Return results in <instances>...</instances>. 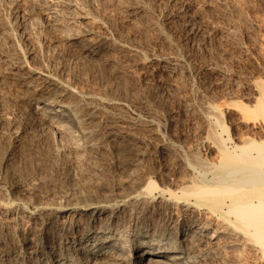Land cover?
<instances>
[{"label": "bare ground", "instance_id": "obj_1", "mask_svg": "<svg viewBox=\"0 0 264 264\" xmlns=\"http://www.w3.org/2000/svg\"><path fill=\"white\" fill-rule=\"evenodd\" d=\"M18 1L19 0H0V2L7 7V9L8 8L10 9L13 4H17ZM28 1L36 2L40 6V9H39L40 10L39 11L40 12L39 13L40 18L42 19V21L47 26L51 25V24L52 25L54 24L57 26L59 24L57 18H59V21L61 20L62 23L65 24L64 28H62L64 30V33H65V29H66V31L71 30L73 28H76L77 25H79L81 27L82 21L81 22H75V20H74L75 19L74 14L78 13L77 10L74 9L75 8L74 7V5H75L74 0H28ZM157 2L158 1H156V3ZM23 4L25 5V3H23ZM81 4H83V3H81ZM125 4L128 5L129 3H125ZM197 4H198V2H197ZM77 5H75V6H77ZM158 5H159V3H158ZM171 5H173V4H171ZM214 5H216V4L214 3ZM82 6L83 5H81V9L87 8L86 6H85L86 8H82ZM173 6H175V5H173ZM141 7H142V5H141ZM26 8H24V9H26ZM90 8H92V7H90ZM125 8L123 5V8L121 10H123ZM146 8L142 7L141 9H139V8H133L132 7L131 14H133L138 19H140V23L144 24L145 26H148V27H155L156 26L157 27V25H155L151 21L152 17L150 15H147V13L150 14V12H149L150 10L147 11ZM3 9H5V7H3ZM14 9H16V7ZM35 9L36 8H34L33 10H35ZM37 9H38V6H37ZM77 9H78V7H77ZM88 9L89 8H87V10ZM94 9H96V8L94 7ZM108 9H110V8H108ZM164 9H162V10H164ZM205 9H203V10H205ZM23 10H21V11L23 12ZM74 10L76 13L73 12ZM160 10H158V11L162 12ZM102 11H104V10H102ZM1 12H3V11L1 10ZM28 13H29V10H28ZM170 13H171V11H170ZM186 13H188V11ZM202 13H203V11H202ZM20 14H17V15H20ZM25 14H27V13H25ZM36 14H38V13H36ZM80 14L82 15V13H80ZM178 14L181 15L180 13H178ZM7 15H9V14H7ZM91 15H92V13H91ZM12 16L14 17V15H12ZM25 16H27V18H29V19H33V14L32 15L29 14V15H25ZM35 16L36 15H34V17ZM86 16H87V14H86ZM88 16H90V15H88ZM110 16L111 15H109V17ZM186 16L181 15V17H183V18ZM8 17H10V16H8ZM37 17H38V15H37ZM247 17H248V15H247ZM126 18L127 17H125L123 19H126ZM9 19L10 18H8V20ZM23 19H25V18H23ZM96 19H99V18H96ZM154 19H155V17H154ZM6 20H7V18H6ZM26 20H28V19H26ZM104 20H106V19H104ZM126 20H128V19H126ZM207 20H208V18H207ZM31 21H30V24H31ZM94 21H96V20H94ZM107 21H109V20H107ZM137 21H139V20H137ZM164 21H166V20H164ZM196 21L198 22V20H196ZM89 22H90V20H89ZM101 22H103V21H101ZM161 22H162V20H161ZM180 22H182V21H180ZM202 22H203V20H202ZM26 23H27V21H26ZM62 23H60L61 26H63ZM106 23L107 22H105V26L107 25ZM137 23H139V22H137ZM182 23L184 25L183 28L188 32L189 35H191L192 34L191 32H193L192 31L193 19L190 18V16L186 17V18H184ZM31 25H29V26H31ZM84 25H85V23H84ZM84 25L78 31L77 30L75 31L73 29L74 31H72V32L70 31L71 32L70 34L68 32V35L66 33V35H64V37H58V40H56V42L60 43L61 46L62 45L65 46L64 48H66L67 58H70L72 61L78 60L77 62L81 63L78 66L82 65V66L91 68V66L96 65V69L99 67V69L101 71L102 70L105 71V68L106 67L109 68V66H111V68H113L112 65L114 64V60L107 53L109 51L108 48L110 46L109 38L106 36H96L95 35L96 33L95 34L93 33V31L91 30V27L84 26ZM135 25H137V24H135ZM233 25H234V22H233ZM33 26H35V25H33ZM43 26H44V24H43ZM100 26H101V24H100ZM166 26H168V25H166ZM215 26H216V24L214 25V27ZM46 27H44V32L47 30V28H49V27H47V28ZM207 27H209V26H207ZM10 28H11V26H10ZM51 28H55V27H51ZM218 28L220 29V26ZM115 29H116V27H115ZM228 29H229V27H228ZM40 30H43V29H38V32ZM55 30H56V28H55ZM104 30H106V29H104ZM208 30H212V29L210 28ZM47 31H49V30H47ZM62 31H61V34H64V33H62ZM110 31L111 30L109 29L108 32H110ZM33 32L34 31H32V33ZM199 32H200V30H199ZM176 33H178V32H176ZM116 34H117V32H116ZM201 34H200V36H201ZM108 35H110V34H108ZM113 35H115V34H113ZM180 35H182V34H180ZM202 35H204V33ZM112 36L110 35V37H112ZM233 36H235V35H233ZM116 38H117V35H116ZM129 38H130V35H129ZM55 39H57V37ZM159 40H160V38H159ZM199 41H201V40H199ZM202 41H203V39H202ZM115 42H116V40H115ZM197 43H198V41H197ZM17 44L18 43H16L15 45H17ZM60 44H59V46H60ZM191 45H192V43H191ZM119 46H121V45H119ZM74 47H79L80 54L76 53L74 55V52H75ZM140 47H136V48L139 49ZM18 48L20 50L19 46H18ZM2 49H3V47H2ZM12 49H14V48H12ZM170 49H171V47H170ZM48 50H50V49L48 48ZM4 51H6V50H4ZM4 51L0 52V86H3V83H5V82H10V84H12V86H14V88H16V91L19 93L18 95L20 96V98L23 102L22 104H24L23 106H25L27 108V110H26L27 112H25L26 113V120L27 119L28 120L33 119L31 122L34 121L37 127H40L41 129H43L42 133L45 132L44 134L47 136V139H49L48 141H50L49 145H51V151H53L52 153L62 154V155H66L65 153H68L69 157H70V154L71 155H74V154L78 155L79 154V156L81 157L82 155H84L88 152L91 153V151L93 152L94 150H96L95 153L96 152L98 153L99 151L109 150L111 153L114 152L115 153L114 155H117L116 153H119L121 151L129 149V147L127 145H125L124 143H122V141L120 140L121 138L125 139L126 137L129 136L130 130H127V126H126L127 124L122 121L123 119L122 120L113 119L114 117L110 115L113 110H118L117 112L119 113L120 109L128 108L129 105H131L129 102V100H130L129 99V97H130L129 93L130 92L127 88H125L126 86L123 87L124 85L121 84L122 82L120 83L121 78L126 79L128 75L126 76L122 71L120 72V70L117 69L116 75H117V78L120 79V81L118 80L119 82L118 81H114V82L112 81L109 83L107 81L109 84L105 85L107 82L104 83V80H103L104 78L100 79V77H99L100 80L98 79L99 80L98 86H97V88H94V87H91V85H90V81L92 82L94 80L93 76L92 77L90 76L89 77L90 80H89L85 76L86 73H83L84 76L81 75L79 73V71L67 72L65 74H60V73L58 74L52 70L54 67L52 69H50V68H48L49 66L47 64L46 65L44 64L41 66L29 65L28 64L29 61L27 62L26 58H24V56H26L27 52H26V54H24V56L19 54V55H21V57L18 56L16 58H13V56H11L12 54H10L9 51H8V53H6L7 51L6 52H4ZM21 51L22 52H20V53H24L23 50H21ZM51 51H53V50H51ZM138 51H140V49ZM56 52H55V54H56ZM181 52H182V49H181ZM15 53H17V51ZM62 53L60 56H62ZM110 53H112V52H110ZM183 53H185V50H183ZM51 54H53V53H51ZM171 54H172V52H171ZM159 55L160 56H158V58L156 60L157 61V69L155 70V72L158 74H161V75L164 74L165 76L167 74V76L172 77V79L174 80V78L176 77V75L179 72V69H178V67H179L178 65L180 63L179 60L177 59L176 56H170V55L169 56H161V54H159ZM152 56L153 55H151V57ZM146 57H147V55L145 56V58ZM51 58L53 59V57H51ZM190 58H191V56H190ZM153 60H155V59H153ZM150 61L152 62V60H150ZM150 61H148V62H150ZM118 62H119V60H118ZM118 62H117V64H118ZM263 62H264V60H263ZM65 63H67V62H65ZM69 63L70 62H68L66 65L68 66ZM139 63H140V61H139ZM100 64H102L103 67L102 66L100 67ZM260 64L262 65V63H260ZM66 65H65V67H66L65 70L67 68L68 69L70 68V66L67 67ZM82 68L80 70H82ZM114 68H115V66H114ZM180 68H181V66H180ZM119 69H120V66H119ZM54 70H55V68H54ZM108 70H110V69H108ZM121 70H123V69L121 68ZM142 70H144V69H142ZM219 71H221V70H219ZM58 72H59V70H58ZM110 72H109V74H111ZM259 72L260 73L258 76H260V77L258 79L251 78V79H249L248 82L246 81L247 82V87H246L247 92L245 91V93H243L244 91L241 90V88H240V93H241V91H243L242 92L243 95L240 96L242 98V99L241 98L240 99L243 102L236 101L239 99L235 100L234 95H232V93L229 92V93H226L224 96L222 95L223 99L220 98V95H219V98L224 101L223 103L225 105H222V107L225 106L224 109L221 108L220 102H219L220 104L217 105L218 103L215 104L214 101L211 100L212 98L210 97L211 99L208 98L209 99L208 101L203 102L201 104L199 103L200 105L196 109L198 113L195 112V110H194L195 108L194 109L192 108V105H191V103H189L188 100L183 102L181 107H179L181 114L184 117H190V119H192L193 121H194V119L196 121H198V120L200 121L199 125L201 126V129H200L201 135L199 138V144H197V145H199V147H200V145H201V147H203L202 148L203 152H201L200 149L198 150L197 148L192 149V147H191V149H190L188 147L189 149H187V150L186 149L185 150H179L180 148L178 147V151L176 153L177 157L175 158L176 159L175 173L173 171L174 177L167 178V176H166L165 180L157 182L158 180L157 181L154 180V176L150 173L151 171H148L149 173L148 172L144 173V171H143L142 175L137 173L139 176H134L135 178L133 177V174H132V177H133L132 179H129V181L125 182V184H122L121 186L116 188L112 193H110L111 192L110 191L109 192L110 194L103 191L104 189L103 190L100 189L101 191L97 190L99 192L94 193L91 191V188H90V193H88L89 192L88 191L87 194L85 193V195H84L83 194L84 192L83 193L81 192V194H83V195H80L81 197L78 196L79 198L76 197L75 199L74 198L70 199V198H72V197H70L69 199L67 198L65 200L56 199L54 196L53 197L55 199L50 198L51 200H48V199L43 198V197L39 198L38 194L32 193L33 191L35 192V190H32V191L30 190L31 193L33 194V198L29 194L31 196V198L29 199L30 196L27 197V196L23 195L22 194L23 192L21 193L22 195L19 193V191H21V187H20L21 183L19 184L20 190H19V187H17V185L14 183L11 185L10 184L8 185V183H7V187H5L6 185L4 186L5 188L0 187V264H264V68H262L261 71H259ZM61 73H62V71H61ZM93 73H94V70H93ZM98 73H100V72H98ZM101 73H103V72H101ZM142 74H144V73H142ZM142 74H141V76H142ZM184 74H183V77L185 76ZM214 74H215V72H214ZM179 75H181V74H179ZM254 75H256V74H254ZM152 76H154V75H152ZM163 77L164 76H162V78ZM220 77H222V76H220ZM251 77H252V75H251ZM113 78H111V80ZM115 78H116V76H115ZM140 78H142V77H140ZM233 78H234V76H233ZM229 79H227V80H229ZM244 79L246 80V78H244ZM95 80H97V79H95ZM145 80H144V82H145ZM180 80L181 79H179V81ZM127 81H129V78ZM185 81H187V80H185ZM140 83H141V81H140ZM146 83H145V85L147 86ZM5 84H7V83H5ZM158 84H160V83H158ZM163 85H166V84L163 83ZM167 85H169V84H167ZM229 85H231V84L229 83ZM137 86L139 88V85H137ZM177 86L178 85L176 84V87ZM185 86H187V85H185ZM6 87H7V85H6ZM142 87H145V86L143 85ZM233 87H232V89H233ZM235 87H236V85H235ZM235 87H234V89H235ZM0 88H2V87H0ZM128 88H129V85H128ZM183 88L185 89V87H183ZM243 88H244V85H243ZM153 89H156V88H153ZM176 90H178V89H176ZM188 90L190 91V89H188ZM225 90H224V92H225ZM161 91H163V90H161ZM184 91H186V90H184ZM222 91H223V89H222ZM4 93H7V92H4ZM133 93H134V91H133ZM212 93H213V91H212ZM233 93L235 94L234 91H233ZM154 94H155V92H154ZM161 94H163V93L161 92ZM215 95H217V94H215ZM169 96H171V95H169ZM179 96H181V95H179ZM160 97H158V98H160ZM3 98H5V97H3ZM141 99H142V97H141ZM162 99H163V97H162ZM202 99H204V98H202ZM143 100H141V101H143ZM198 100H201V99H198ZM159 101L160 100L158 99V102ZM174 102L175 101H173V103ZM163 103H164V99H163ZM196 103H197V101H196ZM24 108H23V110H24ZM140 110H142V109H140ZM145 110L147 111L148 109H145ZM174 110H176V109H174ZM224 110L229 111V113L234 112V113H237L238 115H240V117H239L240 119H239L238 123L243 125V126L242 125L241 126L245 129V132L242 130L244 133H242V132L239 133V131H238L239 134L235 133L234 135H230L228 133V127H226V125L224 124V119H223V116H224L223 111ZM129 111H127V112H129ZM134 111H137V110H134ZM13 113H12V115H13ZM139 113L140 112L137 111L136 113H132V114L139 117ZM128 114H130V113H128ZM198 114L201 115V118H200V115H199V118H197ZM5 115L7 116L6 113H5ZM143 115H142V117H143ZM154 115H153V113L152 114L147 113V115L145 117V123L149 127V130L152 131L155 129V130L159 131V128H160L159 120L160 119L159 120L156 119L157 117ZM171 115H173V114L171 113ZM229 115H231V114H229ZM167 117H169V116H167ZM228 117H226V118H228ZM0 118H1V116H0ZM233 118H235V117L233 116ZM249 118H251V120H249ZM253 118H255V119L257 118V120L252 121ZM6 120H7V118H6ZM28 120H27V122H29ZM174 120H175V118H174ZM231 120H233V119H231ZM34 122L32 123L33 125H34ZM133 123L137 124L136 122H133ZM225 123H226V121H225ZM232 123L233 122H231V124ZM171 124H172V122H171ZM175 124H177V123L175 122ZM227 124H228V122H227ZM139 125H138V127H139ZM189 125H191V124H189ZM193 125H195V124H193ZM30 126H31V124H30ZM233 126H236V124ZM37 127H36V129H37ZM40 128L38 130H40ZM175 128H176V126H175ZM197 128H199V127H197ZM233 128H235V127H233ZM8 129H7V131H8ZM34 129H35V127H34ZM34 129H33V131H34ZM192 129L195 130L196 127H195V129L192 127ZM131 130H133V128ZM167 130H165V131L167 132ZM188 130L190 131V129H188ZM200 131H198V132H200ZM12 132H14V131H12ZM139 132L141 133L142 131H139ZM169 132H170V130H169ZM175 132H173V133H175ZM229 132H230V130H229ZM134 134H136V133H134ZM23 135H25V134L23 133ZM192 135H190V136L192 137ZM5 136H3V137H5ZM38 136H39V134H38ZM165 136H168V135L166 134ZM45 137L43 138L44 140L41 137V140L45 141L46 140ZM137 137H139V136H137ZM142 137L144 138V136H141V138ZM157 137H158V134H157ZM194 137H196V136H194ZM128 138H126V140ZM148 139H150V138H148ZM168 139L170 140L172 138L169 137ZM8 140H9V138H8ZM39 140H40V138H39ZM179 140L182 141L181 139H179ZM194 140H195V138H194ZM197 140H198V138H197ZM185 141H186V139H185ZM139 142H141V141L138 140V143ZM30 143H31V141H30ZM185 143H184V145H185ZM194 143H196V142H194ZM45 144L48 145L47 142ZM128 144H129V142H128ZM181 144H182V142H181ZM144 145H146V144H144ZM191 145H192V143H191ZM135 146L133 144V148ZM169 146H171V145H169ZM169 146L165 142H161L158 147H159L160 151H164L167 154V152H169V148H170ZM49 147L47 146L45 149L47 150V148H49ZM142 148H143V146H142ZM146 148H147V146H146ZM151 149H152V147H151ZM48 150H50V149H48ZM131 150H132V148H131ZM138 150H139V147H138ZM147 150H149V149H147ZM156 150L158 151V149H156ZM51 151H48V152H51ZM109 151H108V153H110ZM143 151H145V149ZM125 152H128V151H125ZM139 152H141V151H139ZM139 152L135 151V154L133 155L135 158L132 161L130 160L131 163L129 162L133 166H135V163L137 161V157H139L141 155V153H139ZM5 153H6V151H5ZM38 153H39V151H38ZM146 153H147V151H145V154ZM44 154H46V153H44ZM100 154H102V152ZM176 154H174V155H176ZM10 156H12V155H10ZM10 156H9V158H10ZM58 157H60V156H58ZM94 157L95 156H93V158ZM125 157L127 158V155L125 156V154H124V158ZM162 157H164V156H162ZM3 158H4V156H3ZM7 158L8 157L5 158V161H4L3 165L1 166L2 172L4 170H6L7 166L11 165V163H12V159H11L10 160L11 163H9V165H7ZM28 158H30V157H28ZM63 158H64V156H63ZM63 158H59V159H63ZM71 158H72V156H71ZM76 158H78V157H76ZM119 158H121V157H119ZM130 158H131V156H129L128 159H130ZM141 158H143V157H141ZM72 159H75V158H72ZM88 159H89V157H88ZM166 159H168V158H166ZM82 160L83 159H81L80 161H77V160L76 161L81 163ZM84 160H85V158H84ZM68 161H70V159ZM121 161H122V159H121ZM154 161H153V163H154ZM156 161H158V159ZM29 162H30V160H29ZM72 162H74V161H72ZM140 162L141 161H139V163ZM146 162H144L145 165H147L149 162L151 163V160L147 164H146ZM119 163H121V162H119ZM159 163H161V162H159ZM167 163H168V161H167ZM24 164H25V162H24ZM63 164H62V166H63ZM141 164H143V162ZM71 165H72V163H71ZM71 165H70V168H71ZM73 165H75V164L73 163ZM121 165H122V163H121ZM168 165H166V166H168ZM170 165H171V163H170ZM174 166H172V169L174 168ZM80 167H82V166H80ZM116 167L117 166H115V169H117ZM149 167H150V165H149ZM157 167H158V165H157ZM157 167H156V169H157ZM168 167L170 169L171 166H168ZM27 168L30 169L29 167H26V169ZM73 168L74 167H72L71 169H73ZM135 168H138V167H135ZM152 168H153V166H152ZM152 168H151V170H152ZM31 169L29 170L30 172H28L29 175L31 174ZM122 169L126 170L125 167L123 168V166H122ZM122 169H121V171H122ZM134 170L136 171L137 169H134ZM146 170H147V168H146ZM7 171H9V168ZM117 171H120V170H117ZM153 171L155 172V170H153ZM19 172H21V171L19 170ZM78 172H79V170H78ZM92 172H94V171H92ZM129 172H131V171H129ZM129 172H127V175H129L128 174ZM125 173H126V171H125ZM134 173H136V172H134ZM13 174L14 173H12V175ZM1 175H3V173H1ZM24 175H25V173H24ZM168 176H170V175L168 174ZM15 177H16V175H15ZM18 177H19V174H18L17 178ZM28 177H30V176H28ZM162 177H164V176H162ZM1 178H2V176H1ZM22 178H23V176H22ZM101 178H104V177H101ZM118 178L119 179L116 180V177H115L117 184L120 183L118 180H121L123 177L121 178L118 176ZM161 178H159V179H161ZM3 179H4V177H3ZM109 181H110V179H109ZM13 182H15V181H13ZM122 183H123V179H122ZM1 185H4L3 182H2V184H0V186ZM86 186H88V185H86ZM103 186H106V185H103ZM114 186L115 185L113 184V187ZM91 187L93 188L92 185H91ZM111 187H112V185H111ZM111 187H109V188H111ZM79 188H81V187H79ZM84 188H85V186H84ZM22 189H24V188H22ZM87 189H88V187H87ZM93 189H96V188H93ZM28 190H26V191H28ZM85 190H86V188H85ZM108 190H107V192H108ZM76 191H78V190H76ZM72 192H74V191H72ZM68 195H70V194L68 193ZM39 196H41V194ZM56 197H58V196H56ZM59 198H62V197H59ZM13 230L14 231L16 230L17 232L15 234H12Z\"/></svg>", "mask_w": 264, "mask_h": 264}, {"label": "rangeland", "instance_id": "obj_2", "mask_svg": "<svg viewBox=\"0 0 264 264\" xmlns=\"http://www.w3.org/2000/svg\"><path fill=\"white\" fill-rule=\"evenodd\" d=\"M80 1V2H79ZM140 1V2H139ZM156 1H158L156 3ZM161 1V2H160ZM174 1V2H173ZM74 0V9L77 10L78 13L75 12V10L73 11L74 13V17H75V22H81L83 25L85 23L84 26H88L91 27V30L93 31V33L96 36H106L109 38V42H110V46L108 48V50L112 53H110L109 51L107 52L108 55H110V57L114 60V64L112 65L113 68H111V66H109V68H105L104 70H100L99 67L96 69V65L91 66V68L89 67H85V66H78L81 63L77 62L78 60H74L72 61L70 58H67L66 56V48H64L65 46H61L60 43H57L56 40H58V37H64V35H68L72 32V31H78L82 28V24L81 27L79 25L76 26V28H73L71 30H67L65 29V33L64 30L62 28H64V25L62 23V21H59L58 19V23H62L63 26H61V24L59 25H46L42 19L40 18V6L36 3V2H31L28 0H19L17 4H13L11 6V8L7 9V7L2 4L0 2V15L4 16L5 14H9V15H5L4 17L0 16V52H6L10 54H12L11 56H13V58L16 57H21L24 56V54H26V56H24V58H26L27 62L29 65L32 66H41V65H48L50 69H52L54 72L56 73H60V74H65L67 72H77L79 71V73L81 75L84 76L83 73H86L85 76L89 79V77L93 76L94 80L91 82L90 81V85L91 87L97 88L98 86V81L102 78H104V83H106L107 81L110 82H114V81H120L119 78H117L116 72L117 69L120 70V72L122 71L126 76H127V80L129 78V81H127L126 79H122L120 83L123 84L122 86L127 88L129 90V102L131 105H129L128 108H124V109H120L119 113L117 112L118 110H113L112 113L110 114L111 116H113V119H117V120H122L124 123H126L127 125V130L129 131V138L126 140V138L124 139H120L122 141V143H124L125 145H127L129 147V149H126L124 151H121L119 153H116L117 155H114V152H110L109 150H104V151H99L98 153L94 150L93 152L91 151L82 155L81 157L79 156V154H74L71 155L70 157L68 155V153H65L66 155H62V154H55L52 153L53 151H51V145H49L50 141H48L49 139H47V136L42 133L43 129H41L40 127H37L35 122L34 125L32 124L33 122H31L32 120H28L29 122H27L26 120V113L27 112V108L25 106H23L24 104H22V100L20 98V96L18 95L19 93L16 91V88H14V86H12V84H10V82H5L3 83V86H0L2 88H0V170H1V166L3 165L5 158H7V165H9L10 160L12 159V163L11 165L7 166L6 170H4L2 172V170L0 171V187L5 188L7 187V183L8 185L10 184H16L17 187H21V191H19V193L27 197H29L30 195L33 198V194L36 193L38 194V197L40 198H46L48 200L51 199H75L76 197L80 196V195H85V193L87 194L90 193V188L92 192H99L101 190L105 191L106 193L110 194L112 193L116 188H118L119 186H121L122 184H125V182L129 181V179H132L134 176H139L138 174L142 175L143 171L144 173H147L148 171H151L150 173L154 176V180H158L162 181L167 178L170 177H174V173H175V167H176V157H177V151H178V147L180 148L179 150H187V149H192L193 148H197L198 150L200 149L201 152H203V147H199V138L201 135V126L200 121H196L194 118V121L192 119H190V117H184L181 112H180V108L181 105L183 104L184 101H189V103H191L192 108L195 110L196 113L197 112V107L203 103L208 101L210 98L211 100L214 101L215 104L219 105L221 108L224 109V107H222V105H225L223 102V96L226 93L231 92L232 95H234V99H239L236 100L238 102H243L241 101V95H243V93H245V91L247 92V82L249 81V79L251 78H255L258 79L260 76L259 75V71H261L262 68H264V0ZM194 1V2H193ZM196 1V2H195ZM202 1V2H201ZM215 1V2H214ZM254 1V2H253ZM21 2V3H20ZM95 2V3H94ZM101 2V3H100ZM150 2V3H149ZM180 2V3H179ZM198 2V4H197ZM212 2V3H211ZM216 5H214V3ZM251 2V3H250ZM25 3V5L23 4ZM27 3V4H26ZM83 3V4H81ZM125 3H129L128 5ZM144 3V4H143ZM153 3V4H152ZM159 3V5H158ZM163 3V4H162ZM176 3V4H175ZM178 3V4H177ZM249 3V4H248ZM21 4V5H20ZM23 4V5H22ZM96 4V5H95ZM139 4V5H138ZM147 4V5H146ZM168 4V5H167ZM175 6H173V5ZM181 6H180V5ZM192 4V5H191ZM196 4V5H195ZM226 4V5H225ZM242 4V5H241ZM254 4V5H253ZM17 5V6H16ZM27 5V6H26ZM80 5V6H79ZM81 5L82 8H89L87 10L86 9H81ZM123 10H121L123 8ZM135 5V6H134ZM147 7L146 10L150 12L147 13V15H150L152 17V22L157 25V27H148L145 26L144 24L140 23V19H138L136 16H134L133 14H131V9L133 8H139L141 9L142 7ZM161 5V6H160ZM163 5V6H162ZM170 5V6H169ZM195 5V6H194ZM198 5V6H197ZM206 5V6H205ZM213 5V6H212ZM21 6V7H20ZM38 6V9H37ZM86 6V7H85ZM97 6V7H96ZM104 6V7H103ZM107 6V7H106ZM141 8H140V7ZM154 6V7H153ZM156 6V7H155ZM197 6V7H196ZM210 6V7H209ZM3 7H5V9H3ZM16 7V9H14ZM26 9H24V8ZM78 7V9H77ZM92 7V8H90ZM94 7L96 9H94ZM99 7V8H98ZM112 7V8H111ZM151 7V8H150ZM153 7V8H152ZM178 9H177V8ZM192 7V8H191ZM204 7V8H203ZM224 7V8H223ZM19 8V9H18ZM21 8V9H20ZM24 10H23V9ZM34 8H36L35 10H33ZM106 8V9H105ZM110 8V9H108ZM164 10H162V9ZM195 8V9H194ZM206 8V9H205ZM92 9V10H91ZM153 9V10H152ZM161 9V10H160ZM167 9V10H166ZM180 9V10H179ZM183 9V10H182ZM189 9V10H188ZM205 9V10H203ZM208 9V10H207ZM243 9V10H242ZM1 10L3 12H1ZM5 10V11H4ZM23 10V12L21 11ZM29 10V13H28ZM33 10V11H32ZM104 10V11H102ZM129 10V11H128ZM158 10L162 11L159 12ZM191 10V11H190ZM31 11V12H30ZM82 11V12H81ZM88 11V12H87ZM111 11V12H110ZM115 11V12H114ZM118 13H117V12ZM126 11V12H125ZM155 11V12H154ZM171 11V13H170ZM174 11V12H173ZM181 11V12H180ZM188 11V13H186ZM193 11V12H192ZM203 11V13H202ZM240 11V12H239ZM11 12V13H10ZM22 12V13H21ZM35 12V13H34ZM92 15H91V13ZM123 12V13H122ZM158 12V13H157ZM177 12V13H176ZM214 12V13H213ZM231 12V13H230ZM3 13V14H2ZM16 13V14H15ZM21 13V14H20ZM27 13V14H25ZM38 13V14H36ZM82 13V15L80 14ZM89 13V14H88ZM102 15H101V14ZM104 13V14H103ZM117 13V14H116ZM128 15H127V14ZM153 13V14H152ZM178 13H180L182 16H186L193 19V29L191 32L192 34L189 35L188 32L183 28V20L186 17H181V15H179ZM193 13V14H192ZM11 14V15H10ZM20 14V15H17ZM32 15L33 14V19H29L27 18V16L25 15ZM87 16L90 15V16ZM108 16H107V15ZM121 14V15H120ZM155 14V15H154ZM186 14V15H185ZM228 14V15H227ZM235 14V15H234ZM14 15V17L12 16ZM34 15H36L34 17ZM38 15V17H37ZM84 15V16H83ZM94 15V16H93ZM109 15H111L109 17ZM132 15V16H131ZM154 15V16H153ZM165 15V16H164ZM194 15V16H193ZM248 15V17H247ZM10 16V17H8ZM18 16V17H17ZM131 16V17H130ZM158 16V17H157ZM167 16V17H166ZM172 16V17H171ZM224 16V17H223ZM238 16V17H237ZM121 17V18H120ZM127 17L126 19H123ZM130 17V18H129ZM155 17V19H154ZM160 17V18H159ZM165 17V18H164ZM199 17V18H198ZM206 17V18H205ZM227 17V18H226ZM7 18V20H6ZM8 18H10L8 20ZM25 18V19H23ZM35 18V19H34ZM37 18V19H36ZM99 18V19H96ZM109 18V19H108ZM136 18V19H135ZM175 18V19H174ZM181 18V19H180ZM208 18V20H207ZM244 18V19H243ZM20 19V20H19ZM28 19V20H26ZM40 19V20H39ZM88 19V20H87ZM92 19V20H91ZM96 21H94V20ZM106 19V20H104ZM132 21H131V20ZM198 20V22L196 20ZM247 19V20H246ZM13 20V21H12ZM32 20V21H31ZM36 20V21H35ZM77 20V21H76ZM80 20V21H79ZM90 20V22H89ZM109 20V21H107ZM139 22V23H137ZM160 20V21H159ZM162 20V22H161ZM166 20V21H164ZM176 20V21H175ZM200 20V21H199ZM203 20V22H202ZM222 20V21H221ZM228 20V21H227ZM233 20V21H232ZM238 20V21H237ZM8 21V22H7ZM24 21V22H23ZM27 21V23H26ZM31 21V24H30ZM34 21V22H33ZM103 21V22H101ZM128 21V22H127ZM130 21V22H129ZM159 21V22H158ZM164 21V22H163ZM174 21V22H173ZM182 21V22H180ZM214 21V22H213ZM230 21V22H229ZM4 22V23H3ZM7 22V23H6ZM13 22V23H12ZM21 22V23H20ZM39 22V23H38ZM41 22V23H40ZM105 22H107L106 26H105ZM109 22V23H108ZM125 22V23H124ZM127 22V23H126ZM176 22V23H175ZM179 24H178V23ZM195 22V23H194ZM200 22V23H199ZM205 22V23H204ZM228 22V23H227ZM232 22V23H231ZM234 22V25H233ZM242 22V23H241ZM245 22V23H244ZM28 25H26V24ZM29 23V24H28ZM214 23V24H213ZM221 23V24H220ZM2 24V25H1ZM12 24V25H11ZM17 24V25H16ZM24 24V25H23ZM42 24V25H41ZM44 24V26H43ZM90 24V25H89ZM99 26H98V25ZM101 24V26H100ZM137 24V25H135ZM182 24V25H181ZM198 24V25H197ZM210 24V25H209ZM216 24V26L214 27V25ZM225 24V25H224ZM31 25V26H29ZM35 25V26H33ZM38 27H37V26ZM111 27H110V26ZM142 25V26H141ZM168 25V26H166ZM222 25V26H221ZM239 25V26H238ZM248 25V26H247ZM11 26V28H10ZM33 26V27H32ZM49 28H47V27ZM61 26V27H60ZM79 26V27H78ZM96 26V27H95ZM104 26V27H103ZM121 26V27H120ZM159 26V27H158ZM204 26V27H203ZM209 26V27H207ZM220 26V29L218 28ZM227 26V27H226ZM9 27V28H8ZM42 27V28H41ZM44 27L47 28V30L49 31H45L44 32ZM51 27H55V28H51ZM59 27V28H58ZM98 27V28H97ZM116 27V29H115ZM164 27V28H163ZM180 27V28H179ZM225 27V28H224ZM229 27V29H228ZM43 29L40 30L38 32V29ZM45 28V29H46ZM58 28V29H57ZM61 28V29H60ZM136 28V29H135ZM151 28V29H150ZM159 30H158V29ZM163 28V29H162ZM197 30H196V29ZM207 28V29H206ZM212 29V30H208V29ZM223 30H222V29ZM235 28V29H234ZM10 29V30H9ZM12 29V30H11ZM52 29V30H51ZM97 31H96V30ZM106 29V30H104ZM109 29L113 32H108ZM115 29V30H114ZM138 29V30H137ZM156 29V30H155ZM175 29V30H174ZM179 29V30H178ZM202 29V30H201ZM227 29V30H226ZM234 29V30H233ZM51 30V31H50ZM54 30V31H53ZM64 34H61V31ZM120 30V31H119ZM196 30V31H195ZM200 30V32H199ZM229 30V31H228ZM231 30V31H230ZM237 30V31H236ZM240 30V31H239ZM4 31V32H3ZM22 31V32H21ZM32 31H34L32 33ZM71 31V32H70ZM100 31V32H99ZM153 31V32H152ZM155 31V32H154ZM168 31V32H167ZM222 31V32H221ZM13 32V33H12ZM60 32V33H59ZM98 32V33H97ZM102 32V33H101ZM117 32V34H116ZM152 32V33H151ZM157 32V33H156ZM178 32V33H176ZM180 32V33H179ZM215 32V33H214ZM226 32V33H225ZM231 32V33H230ZM43 33V34H42ZM149 33V34H148ZM204 33V35L202 34ZM209 33V34H208ZM211 33V34H210ZM224 33V34H223ZM103 34V35H102ZM113 34L112 37H110ZM128 34V35H127ZM182 34V35H180ZM201 34V36H200ZM209 36H207V35ZM250 34V35H249ZM30 35V36H29ZM47 35V36H46ZM57 35V36H56ZM62 35V36H61ZM117 35V38H116ZM119 35V36H118ZM130 35V38H129ZM161 35V36H160ZM173 35V36H172ZM184 35V36H183ZM197 35V36H196ZM235 35V36H233ZM247 35V36H246ZM254 35V36H253ZM12 36V37H11ZM14 36V37H13ZM16 36V37H15ZM40 36V37H39ZM55 36V37H54ZM95 36V37H96ZM115 36V37H114ZM171 36V37H170ZM175 36V37H174ZM181 36V37H180ZM187 36V37H186ZM189 36V37H188ZM199 36V37H198ZM203 36V37H202ZM37 37V38H36ZM57 37V39H55ZM141 37V38H140ZM216 37V38H215ZM244 37V38H243ZM254 37V38H253ZM33 38V39H32ZM53 38V39H52ZM112 38V39H111ZM160 38V40H159ZM163 38V39H162ZM185 38V39H184ZM205 38V39H204ZM207 38V39H206ZM214 38V39H213ZM241 38V39H240ZM51 39V40H50ZM120 39V40H119ZM184 39V40H183ZM203 39V41H202ZM17 40V41H16ZM37 40V41H36ZM111 40V41H110ZM116 40V42H115ZM122 40V41H121ZM175 40V41H174ZM178 40V41H177ZM183 40V41H182ZM186 40V41H185ZM201 40V41H199ZM220 40V41H219ZM246 40V41H245ZM121 41V42H120ZM125 41V42H124ZM181 41V42H180ZM195 41V42H194ZM198 41V43H197ZM212 41V42H211ZM217 41V42H216ZM48 42V43H47ZM56 42V43H55ZM190 42V43H189ZM207 42V43H206ZM220 42V43H219ZM249 42V43H248ZM16 43H18L17 45H15ZM31 43V44H30ZM41 43V44H40ZM47 43V44H46ZM51 43V44H50ZM125 43V44H124ZM167 43V44H166ZM182 43V44H181ZM187 45H186V44ZM192 43V45H191ZM257 43V44H256ZM57 44V45H56ZM60 44V46H59ZM140 44V45H139ZM169 44V45H168ZM263 44V45H262ZM3 45V46H2ZM22 47H21V46ZM28 45V46H27ZM33 45V46H32ZM48 47H47V46ZM54 45V46H53ZM121 45V46H119ZM128 45V46H127ZM186 45V46H185ZM203 45V46H202ZM247 45V46H246ZM18 46L20 47V50L18 48ZM56 46V47H55ZM59 46V47H58ZM112 46V47H111ZM118 46V47H117ZM133 46V47H132ZM141 46V47H140ZM157 46V47H156ZM168 46V47H167ZM180 46V47H179ZM183 48H182V47ZM192 46V47H191ZM3 47V49H2ZM43 47V48H42ZM55 47V48H54ZM131 47V48H130ZM136 47H140V51H138L139 49ZM171 47V49H170ZM14 48V49H12ZM18 48V49H17ZM22 48V49H21ZM48 48L50 50H48ZM54 48V49H53ZM135 50H134V49ZM16 49V50H15ZM45 49V50H44ZM64 49V50H63ZM76 49V50H75ZM128 49V50H127ZM143 49V50H142ZM170 49V50H169ZM182 49V52H181ZM15 50V51H14ZM21 50H23L24 53H20L22 52ZM25 50V51H24ZM49 52H48V51ZM53 50V51H51ZM55 50V51H54ZM59 50V51H58ZM159 50V51H158ZM161 50V51H160ZM165 52H164V51ZM183 50H185V53H183ZM188 50V51H187ZM14 51V52H13ZM17 51V53H15ZM57 51V52H56ZM74 55L80 54L79 51V47H74ZM115 53H114V52ZM143 51V52H142ZM169 53H168V52ZM56 52V54H55ZM63 52V53H62ZM65 52V53H64ZM137 52V53H136ZM143 54H142V53ZM145 52V53H144ZM157 52V53H156ZM172 52V54H171ZM53 53V54H51ZM62 53V56H60ZM165 53V54H164ZM188 53V54H187ZM193 53V54H192ZM200 53V54H199ZM257 53V54H256ZM21 54V55H19ZM59 54V55H58ZM145 54V55H144ZM158 54V55H157ZM159 54H161V56H176L177 59L179 60V72L176 75V77L174 78V80L172 79V77H169L164 75V74H158L155 72V70L157 69V58L158 56H160ZM183 54V55H182ZM16 55V56H15ZM49 55V56H48ZM139 55V56H138ZM143 55V56H142ZM147 55V59L145 58V56ZM151 55H153L151 57ZM185 55V56H184ZM187 55V56H186ZM200 55V56H199ZM255 55V56H254ZM137 56V57H136ZM150 56V57H149ZM183 56V57H182ZM189 56V57H188ZM191 56V58H190ZM48 59H47V58ZM53 57V59L51 58ZM61 57V58H60ZM134 57V58H133ZM258 57V58H257ZM59 58V59H58ZM63 58V59H62ZM133 58V59H132ZM137 58V59H136ZM144 58V59H143ZM185 58V59H184ZM189 60H188V59ZM29 59V60H28ZM46 59V60H45ZM68 59V60H67ZM155 59V60H153ZM64 60V61H63ZM67 60V61H66ZM119 60V62H118ZM132 60V61H131ZM144 60V61H143ZM152 60V62L150 61ZM188 60V61H187ZM116 61V62H115ZM137 63H136V62ZM140 61V63H139ZM144 63H143V62ZM150 61V62H148ZM196 61V62H195ZM198 61V62H197ZM262 61V62H261ZM49 62V63H48ZM51 62V63H50ZM65 62H70L68 64V66L66 65L67 63ZM77 62V63H76ZM102 62V61H101ZM100 62V63H101ZM118 62V64H117ZM156 62V63H155ZM182 62V63H181ZM190 64H189V63ZM31 63V64H30ZM42 63V64H41ZM121 63V64H120ZM193 63V64H192ZM262 63V65L260 64ZM34 64V65H33ZM39 64V65H38ZM72 64V65H71ZM75 64V65H74ZM117 64V65H116ZM134 64V65H133ZM219 64V65H218ZM260 64V65H259ZM65 65L67 67L70 66V68L65 70ZM127 65V66H126ZM142 65V66H141ZM144 65V66H143ZM150 65V66H149ZM207 65V66H206ZM72 66V67H71ZM76 66V67H75ZM103 67L102 64H100V67ZM115 66V68H114ZM120 66V69H119ZM134 68H133V67ZM181 66V68H180ZM183 66V67H182ZM188 66V67H187ZM80 67V68H79ZM83 67V68H82ZM144 67V68H143ZM208 67V68H207ZM211 67V68H210ZM251 67V68H250ZM63 68V69H62ZM72 68V69H71ZM75 68V69H74ZM82 68V70H80ZM93 68V69H92ZM95 68V69H94ZM121 68L123 70H121ZM128 68V69H127ZM133 68V69H132ZM137 68V69H136ZM139 68V69H138ZM149 68V69H148ZM186 68V69H185ZM197 68V69H196ZM216 68V69H215ZM62 69V70H61ZM74 69V70H73ZM77 69V70H76ZM110 69V70H108ZM113 69V70H112ZM126 69V70H125ZM144 69V70H142ZM213 69V70H212ZM225 69V70H224ZM256 69V70H255ZM59 70V72H58ZM68 70V71H67ZM72 70V71H71ZM76 70V71H75ZM86 70V71H85ZM94 70V73H93ZM99 70V71H98ZM136 72H135V71ZM140 70V71H139ZM146 70V71H145ZM202 70V71H201ZM221 70V71H219ZM255 70V71H254ZM258 70V71H257ZM62 71V73H61ZM66 71V72H65ZM83 71V72H82ZM111 74H109V72ZM127 71V72H126ZM134 73H132V72ZM154 71V72H153ZM181 71V72H180ZM248 71V72H247ZM100 72V73H98ZM103 72V73H101ZM107 72V73H106ZM146 72V73H145ZM215 72V74H214ZM223 72V73H222ZM250 72V73H249ZM252 72V73H251ZM256 72V73H255ZM113 73V74H112ZM144 73V74H142ZM156 73V74H155ZM185 73V74H184ZM188 73V74H187ZM201 73V74H200ZM244 73V74H243ZM258 73V74H257ZM121 74V73H120ZM139 74V75H138ZM142 74V76H141ZM181 74V75H179ZM183 74L185 75L183 77ZM203 74V75H202ZM214 74V75H213ZM223 74V75H222ZM256 74V75H254ZM100 75V76H99ZM114 75V76H113ZM154 75V76H152ZM158 75V76H157ZM187 75V76H186ZM189 75V76H188ZM245 75V76H244ZM252 75V77H251ZM107 76V77H106ZM116 76V78H115ZM135 76V77H134ZM162 76H164L162 78ZM222 76V77H220ZM234 76V78H233ZM100 77V79H99ZM109 77V78H108ZM114 77V78H113ZM142 77V78H140ZM145 77V78H144ZM148 77V78H147ZM181 77V78H180ZM183 77V78H182ZM227 77V78H226ZM238 79H237V78ZM111 78H113L111 80ZM136 78V79H135ZM138 78V79H137ZM230 78V79H229ZM246 78V80L244 79ZM97 79V80H95ZM99 79V80H98ZM116 79V80H115ZM146 79V80H145ZM148 79V80H147ZM154 79V80H153ZM160 81H159V80ZM179 79H181L179 81ZM229 79V80H227ZM236 79V80H235ZM90 80V79H89ZM111 80V81H110ZM123 80V81H122ZM135 80V81H134ZM137 80V81H136ZM143 80V81H142ZM145 80V82H144ZM187 80V81H185ZM220 80V81H219ZM118 81V82H119ZM141 81V83H140ZM168 81V82H167ZM172 81V82H171ZM247 81V82H246ZM94 82V83H93ZM106 83L105 85L109 84ZM130 82V83H129ZM147 82V83H146ZM166 85H163V83ZM175 82V83H174ZM184 84H183V83ZM227 82V83H226ZM232 82V83H231ZM237 82V83H236ZM10 85H9V84ZM92 83V84H91ZM97 83V84H96ZM129 83V84H128ZM138 83V84H137ZM145 83L147 84V86L145 85ZM160 83V84H158ZM173 83V84H172ZM229 83L231 85H229ZM242 83V84H241ZM95 84V85H94ZM154 84V85H153ZM156 84V85H155ZM169 84V85H167ZM176 84L178 85L176 87ZM192 84V85H191ZM205 84V85H204ZM220 84V85H219ZM7 85V87H6ZM129 85V88H128ZM135 85V86H134ZM139 85V88L138 86ZM145 87H142V86ZM187 85V86H185ZM236 85V87H235ZM244 85V88H243ZM153 86V87H152ZM161 86V87H160ZM182 86V87H181ZM235 89H234V87ZM241 86V87H240ZM137 87V88H136ZM141 87V88H140ZM168 89H167V88ZM185 87V89L183 88ZM187 87V88H186ZM202 87V88H201ZM233 87V89H232ZM4 88V89H3ZM136 88V89H135ZM148 88V89H147ZM152 88V89H151ZM156 88V89H153ZM158 88V89H157ZM165 88V89H164ZM170 88V89H169ZM183 88V89H182ZM196 88V89H195ZM204 88V89H203ZM240 88L241 93H240ZM246 88V89H245ZM134 89V90H133ZM178 89V90H176ZM182 91H181V90ZM190 89V91L188 90ZM194 89V90H193ZM223 89V91H222ZM226 89V90H225ZM6 90V91H5ZM136 90V91H135ZM147 90V91H146ZM154 90V91H153ZM157 90V91H156ZM163 90V91H161ZM167 90V91H166ZM186 90V91H184ZM188 90V91H187ZM208 92H207V91ZM210 90V91H209ZM225 90V92H224ZM229 90V91H228ZM235 92V94L233 93V91ZM236 90V91H235ZM238 90V91H237ZM9 91V92H8ZM12 91V92H11ZM134 91V93H133ZM139 91V92H138ZM171 91V92H170ZM176 91V92H175ZM184 91V92H183ZM213 91V93H212ZM218 91V92H217ZM222 91V92H221ZM227 91V92H226ZM7 92V93H4ZM147 92V93H146ZM151 92V93H150ZM155 92V94H154ZM161 92L163 94H161ZM170 92V93H169ZM183 92V93H182ZM221 92V93H220ZM237 92V93H236ZM243 92V93H242ZM139 93V94H138ZM166 93V94H165ZM181 95V96H179ZM205 93V94H204ZM210 95H209V94ZM212 93V94H211ZM159 94V95H158ZM185 94V95H184ZM190 96H189V95ZM217 94V95H215ZM18 95V96H17ZM137 95V96H136ZM151 97H150V96ZM167 95V96H166ZM171 95V96H169ZM206 95V96H205ZM220 95V99L219 98ZM223 95V96H222ZM238 95V96H237ZM155 96V97H154ZM161 96V97H160ZM175 96V97H174ZM193 96V97H192ZM236 96V97H235ZM5 97V98H3ZM136 97V98H135ZM142 97V99H141ZM160 97V98H158ZM164 99V103H163V99ZM166 97V98H165ZM192 97V98H191ZM200 97V98H199ZM175 98V99H174ZM190 98V99H189ZM204 98V99H202ZM221 100H219V99ZM241 98V99H240ZM2 99V100H1ZM133 99V100H132ZM137 99V100H136ZM144 99V100H143ZM158 99L160 100L158 102ZM169 99V100H168ZM201 99V100H198ZM11 100V101H10ZM143 100V101H141ZM168 100V101H167ZM136 101V102H135ZM152 103H151V102ZM173 101H175L173 103ZM191 101V102H190ZM197 101V103H196ZM199 101V102H198ZM201 101V102H200ZM144 102V103H143ZM182 102V103H181ZM193 102V103H192ZM220 102V103H219ZM4 103V104H3ZM135 103V104H134ZM160 103V104H159ZM177 103V104H176ZM200 103V104H199ZM134 104V105H133ZM138 104V105H137ZM155 104V105H154ZM158 104V105H157ZM170 104V105H169ZM180 106H179V105ZM21 105V106H20ZM150 106V107H149ZM153 106V107H152ZM6 107V108H5ZM25 107V108H24ZM135 107V108H134ZM144 107V108H143ZM160 107V108H159ZM176 107V108H175ZM24 108V110H23ZM131 108V109H130ZM134 108V109H133ZM142 110H140V109ZM157 108V109H156ZM163 108V109H162ZM176 110H174V109ZM179 108V109H178ZM126 109V110H125ZM130 111H129V110ZM145 109H148L147 111ZM161 109V110H160ZM167 111H165V110ZM178 109V110H177ZM137 110L139 111V117H137L136 115L132 114V113H136ZM150 110V111H149ZM153 110V111H152ZM169 110V111H168ZM172 110V111H171ZM116 111V112H115ZM121 111V112H120ZM123 111V112H122ZM129 111V112H127ZM143 111V112H142ZM163 111V112H162ZM165 111V112H164ZM4 112V113H3ZM14 112V113H13ZM114 112V113H113ZM5 113L7 114V116L5 115ZM13 113V115H12ZM24 113V114H23ZM127 113V114H126ZM130 113V114H128ZM147 113L152 114L154 116H156V119H160L159 120V131L157 130H149V127L146 125L145 123V117L147 115ZM171 113L174 115H171ZM10 114V115H9ZM120 114V115H119ZM124 114V115H123ZM144 114V115H143ZM231 114V115H229ZM128 115V116H127ZM143 115V117H142ZM159 115V116H158ZM182 115V116H181ZM199 115H197V118H199ZM223 119H224V124L226 125V127H228V133L230 135H234L239 134V133H244L245 129L242 127L243 125L238 123L239 122V117L240 115H238L237 113L231 112L229 113V111L224 110L223 111ZM238 115V116H237ZM4 116V117H3ZM25 116V117H24ZM121 116V117H120ZM127 116V117H126ZM162 116V117H161ZM169 116V117H167ZM176 116V117H175ZM230 118H229V117ZM233 116L235 118H233ZM3 117V118H2ZM7 120H6V118ZM117 117V118H116ZM135 117V118H134ZM173 117V118H172ZM179 117V118H178ZM225 117V118H224ZM228 117V118H226ZM23 118V119H22ZM142 118V119H141ZM170 118V119H169ZM175 118V120H174ZM183 118V119H182ZM201 118V115H200ZM177 119V120H176ZM233 119V120H231ZM238 119V120H237ZM17 120V121H16ZM130 120V121H129ZM180 120V121H179ZM185 122H184V121ZM187 120V121H186ZM249 120H251V118H249ZM257 120V118H253L252 121ZM19 121V122H18ZM143 123H142V122ZM162 121V122H161ZM226 121V123H225ZM26 122V123H25ZM136 122L137 124L133 123ZM140 122V123H139ZM168 122V123H167ZM172 122V124H171ZM175 122L177 124H175ZM183 122V123H182ZM195 122V123H194ZM228 122V124H227ZM231 122H233L231 124ZM4 123V124H3ZM14 123V124H13ZM17 123V124H16ZM134 125H133V124ZM142 123V124H141ZM145 123V124H144ZM3 124V125H2ZM6 124V125H5ZM8 124V125H7ZM24 124V125H23ZM31 124V126H30ZM130 126H129V125ZM140 124V125H139ZM163 124V125H162ZM191 124V125H189ZM195 124V125H193ZM236 126H233L235 125ZM23 125V126H22ZM133 127H132V126ZM139 125V127H138ZM176 128H175V126ZM242 125V126H241ZM4 126V127H3ZM14 128H12V127ZM141 126V127H140ZM144 126V127H143ZM191 126V127H190ZM196 129H195V127ZM3 127V128H2ZM7 127V128H6ZM20 127V128H19ZM33 127V128H32ZM35 127V129H34ZM37 127V129H36ZM130 129H129V128ZM138 127V128H137ZM148 127V128H147ZM163 129H162V128ZM170 127V128H169ZM173 127V128H172ZM179 127V128H178ZM190 127V128H189ZM192 127L196 130H193ZM199 127V128H197ZM232 127V128H231ZM235 127V128H233ZM242 127V128H241ZM9 128V129H8ZM40 128V130H38ZM133 128V130H131ZM140 128V129H139ZM230 128V129H229ZM8 129V131H7ZM12 129V130H11ZM28 129V130H27ZM34 129V131H33ZM145 129V130H144ZM148 129V130H147ZM168 129V130H167ZM190 129V131L188 130ZM237 129V130H236ZM241 129V130H240ZM6 130V131H5ZM37 130V131H36ZM42 130V131H41ZM135 130V131H134ZM144 130V131H143ZM167 130V132L165 131ZM170 130V132H169ZM172 130V131H171ZM230 130V132H229ZM235 130V131H234ZM244 132H243V131ZM14 131V132H12ZM17 131V132H16ZM36 131V132H35ZM132 131V132H131ZM139 131H142L141 133ZM150 131V132H149ZM176 131V132H175ZM193 131V132H192ZM195 131V132H194ZM200 131V132H198ZM239 131V133H238ZM28 132V133H27ZM30 132V133H29ZM136 134H134V133ZM140 134H139V133ZM154 132V133H153ZM175 132V133H173ZM188 132V133H187ZM23 133L25 135H23ZM33 133V134H32ZM39 136H38V134ZM41 133V134H40ZM146 133V134H145ZM173 133V134H172ZM181 133V134H180ZM185 133V134H184ZM191 133V134H190ZM9 134V135H8ZM17 134V135H16ZM144 134V135H143ZM151 134V135H150ZM158 134V137H157ZM168 136H165V135ZM178 134V135H177ZM193 134V135H192ZM195 134V135H194ZM6 135V136H5ZM23 135V136H22ZM43 135V136H42ZM46 137H45V136ZM148 135V136H147ZM192 135V137L190 136ZM5 136V137H3ZM11 136V137H10ZM37 136V137H36ZM45 137V141L41 140ZM139 136V137H137ZM141 136H144V138ZM151 136V137H150ZM156 136V137H155ZM196 136V137H194ZM199 136V137H198ZM3 137V138H2ZM7 137V138H6ZM31 137V138H30ZM34 137V138H33ZM146 137V138H145ZM162 137V138H161ZM167 137V138H166ZM169 137H171L172 139H168ZM9 138V140H8ZM21 138V139H20ZM40 138V140H39ZM133 138V139H132ZM148 138H152L151 140ZM157 138V139H156ZM178 138V139H177ZM193 138V139H192ZM195 138V140H194ZM198 138V140H197ZM142 139V140H141ZM175 139V140H174ZM179 139H181L182 141H180ZM186 139V141H185ZM21 140V141H20ZM38 140V141H37ZM129 140V141H128ZM138 140L141 141L138 143ZM155 140V141H154ZM163 140V141H162ZM198 142H197V141ZM20 141V142H19ZM23 141V142H22ZM31 141V143H30ZM43 141V142H42ZM127 141V142H126ZM146 141V142H145ZM160 141V142H159ZM177 141V142H176ZM179 141V142H178ZM191 141V142H190ZM37 142V143H36ZM39 142V143H38ZM47 142L48 145H46L45 143ZM129 142V144H128ZM131 142V143H130ZM136 144H135V143ZM152 142V143H151ZM155 142V143H154ZM157 142V143H156ZM161 142H165L166 144L171 145L169 146V152H164V151H160L159 149V144ZM176 142V143H175ZM182 142V144H181ZM185 145H184V143ZM196 142V143H194ZM12 143V144H11ZM134 147L133 148V144ZM194 146H192L191 145ZM5 144V145H4ZM20 144V145H19ZM39 144V145H38ZM44 144V145H43ZM146 144V145H144ZM181 144V145H180ZM189 144V145H188ZM9 145V146H8ZM140 145V146H139ZM183 145V146H182ZM16 146V147H15ZM47 150L45 149L46 147ZM131 146V147H130ZM139 150H138V147ZM143 146V148H142ZM147 146V148H146ZM173 146V147H172ZM187 146V147H186ZM198 146V147H197ZM5 147V148H4ZM152 147V149H151ZM185 147V148H184ZM189 147V148H188ZM15 148V149H14ZM17 148V149H16ZM33 148V149H32ZM132 148V150H131ZM3 149V150H2ZM50 149V150H48ZM141 149V150H140ZM145 149V151H147V153L145 154V151H143ZM149 149V150H147ZM152 151H151V150ZM158 149V151L156 150ZM173 149V150H172ZM10 152H9V151ZM28 150V151H27ZM30 150V151H29ZM43 150V151H42ZM45 150V151H44ZM131 152H130V151ZM134 150V151H133ZM172 150V151H171ZM6 151V153H5ZM39 151V153H38ZM51 151V152H48ZM108 151L110 153H108ZM128 151V152H125ZM133 151V152H132ZM136 152L141 153V155L139 157H137V161L135 163V166H133L132 164H130V160L132 161L135 157L133 156ZM143 151V152H142ZM154 151V152H153ZM157 151V152H156ZM171 151V152H170ZM12 152V153H11ZM34 152V153H33ZM48 152V153H47ZM102 152V154H100ZM105 152V153H104ZM123 152V153H122ZM163 152V153H162ZM3 153V154H2ZM8 153V154H7ZM46 153V154H44ZM50 153V154H49ZM104 153V154H103ZM154 153V154H153ZM160 153V154H159ZM165 153V154H164ZM12 156H10V155ZM88 154V155H87ZM95 154V155H94ZM111 157H109L108 155ZM112 156H111V155ZM121 154V155H120ZM124 154L125 156L127 155V158H124ZM131 154V155H130ZM176 154V155H174ZM14 155V156H13ZM41 155V156H40ZM49 155V156H48ZM53 155V156H52ZM62 155V156H61ZM68 155V156H67ZM104 155V156H103ZM4 156V158H3ZM10 156V158H9ZM17 156V157H16ZM43 156V157H42ZM60 156V157H58ZM64 156V158H63ZM75 158L72 159L71 158ZM93 156H95L93 158ZM115 156V157H114ZM121 158H119V157ZM129 156H131L130 159ZM157 156V157H156ZM164 156V157H162ZM12 157V158H11ZM30 157V158H28ZM37 157V158H36ZM50 157V158H49ZM52 157V158H51ZM55 157V158H54ZM66 157V158H65ZM69 157V158H68ZM78 157V158H76ZM89 157V159H88ZM91 157V158H90ZM143 157V158H141ZM150 157V158H149ZM155 157V158H154ZM59 158H63V159H59ZM85 158V160H84ZM119 158V159H118ZM124 158V159H123ZM140 160H139V159ZM154 158V159H153ZM158 161H156L157 159ZM168 158V159H166ZM14 159V160H13ZM25 159V160H24ZM70 159V161L68 160ZM81 159H83L80 162ZM91 159V160H90ZM101 159V160H100ZM122 159V161H121ZM147 161H145V160ZM165 159V160H164ZM17 160V161H16ZM23 160V161H22ZM30 160V162H29ZM33 160V161H32ZM67 160V161H66ZM77 160V161H76ZM119 160V161H118ZM125 160V161H124ZM141 161L139 163V161ZM144 160V161H143ZM151 160V163L149 162ZM155 160V161H154ZM170 160V161H169ZM9 161V162H8ZM74 161V162H72ZM89 161V162H88ZM102 161V162H101ZM107 161V162H106ZM124 161V162H123ZM154 161V163H153ZM165 161V162H164ZM168 161V163H167ZM25 162V164H24ZM94 162V163H93ZM101 164H100V163ZM106 162V163H105ZM121 162V163H119ZM130 162V163H129ZM143 162V164H141ZM147 165H145V163ZM157 162V163H156ZM161 162V163H159ZM174 162V163H173ZM32 163V164H31ZM41 163V164H40ZM43 163V164H42ZM50 163V164H49ZM52 163V164H51ZM64 163V164H63ZM72 163V165H71ZM73 163L75 165H73ZM90 163V164H89ZM93 163V164H92ZM114 163V164H113ZM127 163V164H126ZM171 163V165H170ZM49 164V165H48ZM55 164V165H54ZM63 164V166H62ZM120 164V165H119ZM140 164V165H139ZM152 164V165H151ZM158 167H157V165ZM161 164V165H160ZM164 164V165H163ZM171 166L170 169L168 166ZM25 167H24V166ZM40 165V166H39ZM53 165V166H52ZM74 167L73 169L70 168ZM100 165V166H99ZM114 165V166H113ZM152 170H151V168ZM175 165V166H174ZM45 166V167H44ZM82 166V167H80ZM115 166H117L115 169ZM125 167L126 170L122 169ZM128 166V167H127ZM141 166V167H140ZM162 166V167H161ZM164 166V167H163ZM172 166H174V168L172 169ZM26 167H29L31 169V174L29 175L28 172H30V169H26ZM65 167V168H64ZM87 167V168H86ZM93 167V168H92ZM102 167V168H101ZM112 167V168H111ZM138 167V168H135ZM155 167V168H154ZM157 167V169H156ZM168 167V168H167ZM9 168V171H7ZM22 168V169H21ZM81 168V169H80ZM130 168V169H129ZM147 168V170H146ZM150 168V169H149ZM163 170H162V169ZM16 169V170H15ZM18 169V170H17ZM42 169V170H41ZM62 169V170H61ZM94 169V170H93ZM122 169V171H121ZM128 169V170H127ZM132 169V170H131ZM134 169H137L136 171ZM159 169V170H158ZM19 170L22 172H19ZM79 170V172H78ZM98 170V171H97ZM108 170V171H107ZM111 170V171H110ZM114 170V171H113ZM116 170V171H115ZM120 170V171H117ZM139 170V171H138ZM142 170V171H141ZM155 170V172L153 171ZM26 171V172H25ZM35 171V172H34ZM53 171V172H52ZM70 171V172H69ZM94 171V172H92ZM126 171V173H125ZM131 171V172H129ZM153 171V172H152ZM162 171V172H161ZM167 171V172H166ZM174 171V173H173ZM9 174H8V173ZM16 172V173H15ZM18 172V173H17ZM25 175H24V173ZM50 172V173H49ZM63 172V173H62ZM78 172V173H77ZM96 172V173H95ZM114 172V173H113ZM116 172V173H115ZM119 172V173H118ZM127 172H129L127 175ZM133 172V173H132ZM136 172V173H134ZM141 172V173H140ZM159 172V173H158ZM165 172V173H164ZM169 172V173H168ZM1 173H3V175H1ZM6 173V174H5ZM14 173L16 175L13 174ZM21 173V174H20ZM99 173V174H98ZM121 173V174H120ZM124 173V174H123ZM138 173V174H137ZM149 173V172H148ZM154 173V174H153ZM173 173V174H172ZM19 174V179L17 178ZM101 174V175H100ZM117 176H116V175ZM119 174V175H118ZM133 174V177H132ZM136 174V175H135ZM158 174V175H157ZM168 174L170 176H168ZM173 176H172V175ZM21 175V176H20ZM30 177H28V176ZM34 175V176H33ZM126 175V176H125ZM2 176V178H1ZM23 176V178H22ZM119 177H123V183H122V179L118 180L120 183L117 184L116 180L119 179ZM160 176V177H159ZM164 176V177H162ZM4 177V179H3ZM73 177V178H72ZM91 177V178H90ZM104 177V178H101ZM106 177V178H105ZM111 177V178H110ZM116 177V180H115ZM126 179H125V178ZM130 177V178H129ZM158 179H157V178ZM162 177V178H161ZM135 178V177H134ZM161 178V179H159ZM164 178V179H163ZM22 179V180H21ZM27 179V180H26ZM32 179V180H31ZM39 179V180H38ZM110 179V181H109ZM6 183H5V182ZM10 181V182H9ZM15 181V182H13ZM104 181V182H103ZM28 182V183H27ZM73 182V183H72ZM21 183V184H20ZM72 183V184H71ZM20 184V185H19ZM25 184V185H24ZM47 184V185H46ZM97 184V185H96ZM113 184L115 185L113 187ZM117 184V185H116ZM6 185V186H5ZM32 185V186H31ZM42 185V186H41ZM88 185V186H86ZM90 185V186H89ZM91 185L93 186V189L91 187ZM106 185V186H103ZM112 185V187H111ZM5 186V187H4ZM45 186V187H44ZM83 186V187H82ZM86 190H85V188ZM96 186V187H95ZM19 187V190H20ZM44 187V188H43ZM69 187V188H68ZM81 187V188H79ZM88 187V189H87ZM105 187V188H104ZM111 187V188H109ZM24 188V189H22ZM109 190H108V189ZM28 191H26V190ZM82 189V190H81ZM101 189V190H100ZM23 190V191H22ZM32 190H35V192L33 191L31 193ZM45 190V191H44ZM67 190V191H66ZM69 190V191H68ZM78 190V191H76ZM99 190V191H97ZM108 190V192H107ZM71 191V192H70ZM74 191V192H72ZM76 191V192H75ZM86 191V192H85ZM111 191V192H110ZM27 192V193H26ZM49 192V193H48ZM81 192L83 194H81ZM110 192V193H109ZM57 193V194H56ZM62 193V194H61ZM64 193V194H63ZM68 193L71 195H68ZM21 194V195H22ZM28 194V195H27ZM30 194V195H29ZM41 194V196H39ZM61 194V195H60ZM63 195V196H62ZM31 196L29 197V199L31 198ZM47 196V197H46ZM51 196V197H50ZM55 198H54V197ZM58 196V197H56ZM67 196V197H66ZM75 196V197H74ZM49 197V198H48ZM53 197V198H52ZM62 197V198H59ZM81 197V196H80ZM51 198V199H50ZM79 198V197H78ZM127 224V223H126ZM12 234H15L17 231L13 230Z\"/></svg>", "mask_w": 264, "mask_h": 264}]
</instances>
